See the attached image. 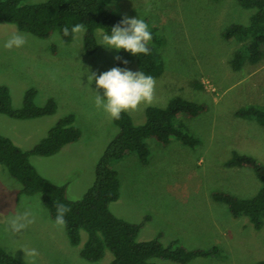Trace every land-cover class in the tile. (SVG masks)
Returning a JSON list of instances; mask_svg holds the SVG:
<instances>
[{
	"label": "rangeland",
	"instance_id": "1",
	"mask_svg": "<svg viewBox=\"0 0 264 264\" xmlns=\"http://www.w3.org/2000/svg\"><path fill=\"white\" fill-rule=\"evenodd\" d=\"M108 7L123 17L145 19L158 34L153 46L164 72L155 78L154 101L128 111L133 122L143 123L148 106L165 107L175 96L206 106L197 116L182 115L189 132L200 141L196 146L177 139L162 145L150 138L147 163L134 153L113 162L121 187L111 210L124 219L143 222L140 241L160 236L164 244L178 241L187 248L220 249V256L197 257L187 264H257L264 260V222L254 229L246 216L233 217L227 205L211 195L222 190L250 197L261 185L252 168L224 166L233 151L251 155L264 165V126L234 115L241 106L264 105V62H246L234 70L231 60L240 43L223 36L230 24L247 25L254 9L242 7L238 0H111ZM13 33L23 34L27 42L9 50L4 43ZM83 33L64 42L58 32L41 39L14 24L0 23V85L9 88L12 105L20 107L28 89L35 90L37 105L49 99L56 104L51 115L15 119L9 125L0 121V130L28 150L59 119L72 114L80 138L54 155L30 157L40 174L66 186L72 200L81 198L91 186L97 161L118 132L114 120L95 105L96 92L103 98L104 90L97 89L94 80L88 81L91 72L99 76L118 67V51L100 45L105 32L97 29V48L86 53ZM127 68L140 71L136 63ZM197 83L203 88H197ZM25 211L32 213L34 222L20 233L12 232L9 217ZM86 237L82 232L81 243L72 245L65 227L54 226L41 195L21 193L19 182L0 164V244L4 250L28 264H109L110 252L96 262L80 256ZM30 249L39 255H25L23 250Z\"/></svg>",
	"mask_w": 264,
	"mask_h": 264
},
{
	"label": "trees",
	"instance_id": "2",
	"mask_svg": "<svg viewBox=\"0 0 264 264\" xmlns=\"http://www.w3.org/2000/svg\"><path fill=\"white\" fill-rule=\"evenodd\" d=\"M111 0H45L30 3L27 0H0V23L14 24L18 30L27 32L41 39L49 38L58 32L64 42L70 41L74 34L71 28L77 23L85 25L83 44L86 53H94L97 48V29L111 32L113 26L121 21L122 15L110 10ZM247 9H254L247 25L230 24L223 32L226 40L240 43L232 57V68L240 70L244 63L253 65L264 62V0H238ZM70 34L65 36L64 27ZM153 40L148 55H132L119 50L117 55L129 61L127 65L115 60L121 68L136 63L140 71L154 78L164 72L153 43L158 41L155 28L150 27ZM158 43V42H157ZM246 60V61H245ZM197 88H203L201 83ZM20 107L12 105V97L6 85H0V113L13 119H33L51 115L56 104L49 99L45 105L34 102L35 90L25 92ZM206 106L197 101L181 96L172 97L165 107L148 106L146 119L135 124L128 112L114 120L118 126L117 134L108 142L99 157L93 183L84 195L72 200L68 197L65 185L55 184L38 172L30 157L51 156L58 153L66 144L80 138V130L74 124V116L69 114L59 119L47 132L46 136L28 150L18 146L11 137L0 133V164L20 184V192L28 195L40 194L53 220L56 217L57 203L71 208L66 214L65 227L69 242L78 246L82 241V232L87 237L83 241L79 254L82 258L96 262L110 252L109 264H158L157 260H168L177 264H187L197 257L220 256L217 246L211 248H187L178 241L164 244L160 236L150 240H138L143 222L124 219L113 213L111 203L120 196L121 178L113 162L134 153L140 162L147 163L150 149L147 139L155 138L162 145L177 139L187 146L200 143L182 120V115L197 116L205 111ZM235 117L255 120L264 126V105L247 104L239 107ZM226 167L252 168L261 182L256 193L250 197H240L227 191L216 190L211 193L213 199L225 203L233 217L246 216L254 229H260L264 222V165L255 157L237 151L224 162ZM0 264H28L4 250L0 244ZM257 264H264V260Z\"/></svg>",
	"mask_w": 264,
	"mask_h": 264
},
{
	"label": "clouds",
	"instance_id": "3",
	"mask_svg": "<svg viewBox=\"0 0 264 264\" xmlns=\"http://www.w3.org/2000/svg\"><path fill=\"white\" fill-rule=\"evenodd\" d=\"M146 11H150V8ZM85 31V25L77 23L71 28V34H80ZM65 36L70 34L69 28L63 29ZM153 33L149 22L143 18H129L124 16L119 23L112 27L111 32L101 35L100 45L107 49L125 50L132 55H148ZM23 34L13 33L4 43L6 49L20 48L26 44ZM115 60L127 65L129 61L117 55ZM95 81L97 89H103V98L96 92L95 105L102 108L111 119L119 120L121 114L138 109L141 104L150 105L155 98L156 79L142 71L133 72L128 68L113 67L97 76L95 72L88 74L89 84ZM54 226L64 228L67 226L66 214L71 211L68 205L57 203ZM30 211L9 217L8 228L14 233H20L34 222ZM25 255L35 258L39 255L36 249L23 250Z\"/></svg>",
	"mask_w": 264,
	"mask_h": 264
},
{
	"label": "crops",
	"instance_id": "4",
	"mask_svg": "<svg viewBox=\"0 0 264 264\" xmlns=\"http://www.w3.org/2000/svg\"><path fill=\"white\" fill-rule=\"evenodd\" d=\"M0 121H4V122H6V125H9V124H11L12 122H15L16 120L15 119H12V118H10V117H8V116H6V115H4V114H2V113H0ZM4 130H0V133H2V134H5V135H7V136H9V137H11L10 135H9V133L7 134V132H3ZM65 147V146H64ZM63 149V148H62ZM61 149V150H62ZM239 168V167H238ZM218 202V201H217Z\"/></svg>",
	"mask_w": 264,
	"mask_h": 264
}]
</instances>
